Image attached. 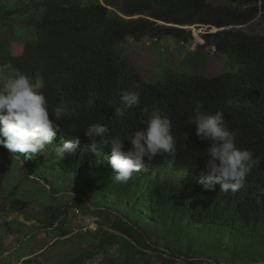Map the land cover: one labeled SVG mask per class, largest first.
Returning a JSON list of instances; mask_svg holds the SVG:
<instances>
[{"label":"trees","instance_id":"trees-1","mask_svg":"<svg viewBox=\"0 0 264 264\" xmlns=\"http://www.w3.org/2000/svg\"><path fill=\"white\" fill-rule=\"evenodd\" d=\"M6 10L0 8V66L11 64L32 80L41 74L50 119H55L56 106L71 100L79 104L78 116L57 121L61 131L44 156L29 158L0 145L1 153L24 164L22 177L38 178L51 198L58 192L70 197L67 204L45 207V228L65 236L64 215L70 206L96 219L95 229L73 235L86 241L85 247L59 264H83L98 254L97 264H264V0H119L118 5L107 0H15ZM255 19L263 31H245ZM195 23L217 28L201 35L204 44L225 58L217 75L187 74L174 67L148 81L122 48L126 39L186 41L185 26ZM2 33L21 41L19 53L11 52ZM125 89L139 93V106L124 108L118 93ZM197 103L202 111H222L229 129L237 132V147L260 159L235 193L220 192L219 185L205 190L196 182L210 146L189 124ZM153 111L172 121L175 164L168 168L165 156L151 161L145 156V171L134 173L127 183L115 182L110 150L98 155L84 130L94 122L105 124L110 136H120L123 149L129 150L127 138L146 125ZM76 135V153L59 159L54 148ZM50 179L57 181V191L50 189ZM14 187L3 205L24 214L29 201L18 198ZM204 235L211 240V255L196 247V237ZM223 256L227 258L221 262ZM19 264L33 260L24 258Z\"/></svg>","mask_w":264,"mask_h":264},{"label":"clouds","instance_id":"clouds-1","mask_svg":"<svg viewBox=\"0 0 264 264\" xmlns=\"http://www.w3.org/2000/svg\"><path fill=\"white\" fill-rule=\"evenodd\" d=\"M5 70L10 74L4 76ZM35 80L13 69L11 64L0 66V145L11 153H22L31 158L43 155L51 145L56 133L61 131L60 121L65 116H78L79 104L75 100L64 102L53 109L50 119L48 103L42 89L45 82L37 73ZM125 109L139 106L140 95L132 89L118 93ZM197 103L189 124L195 126V134L202 141H208L204 151L205 167L196 181L205 190L235 193L244 187L247 177L258 167L260 159L249 149L238 148L237 132L227 126L224 113H209L201 110ZM146 111V109H144ZM172 121L153 111L146 125L135 130L127 139L131 143L129 150L123 149L120 136H110V128L102 123H91L84 135L91 140V146L97 154L103 149L110 150L108 162L113 169L112 179L117 183H127L134 173L146 170L144 157L149 161L157 155L165 156L168 168L176 162V140L172 135ZM184 139L186 136L184 135ZM80 143L76 135L54 148L59 159L76 153Z\"/></svg>","mask_w":264,"mask_h":264},{"label":"rangeland","instance_id":"rangeland-1","mask_svg":"<svg viewBox=\"0 0 264 264\" xmlns=\"http://www.w3.org/2000/svg\"><path fill=\"white\" fill-rule=\"evenodd\" d=\"M1 10L7 11V4L15 0H0ZM30 0H22L27 2ZM32 1V0H31ZM103 3L104 0H97ZM112 5H118L119 0H107ZM212 3L221 4L223 0H210ZM111 8V6H107ZM186 27V26H185ZM187 29V28H186ZM213 28L202 31H213ZM247 32L259 33L263 31L259 19H255L243 27ZM189 38L180 42L171 37L155 39L142 38L140 40L126 39L122 48L128 60L137 69L140 75L148 81H152L161 75L164 69L174 67L187 74H198L204 77H211L221 73L225 66V58L217 54L213 47L204 44L202 34L197 35L195 29L189 30ZM2 38L10 48L11 52H20L22 43L16 39H8L4 33ZM10 71L4 72L7 76ZM54 148V146L52 147ZM8 157L0 152V264H19L24 258H31L33 264H59L66 258L78 253L86 245L84 240H74L73 235L77 231L85 229L93 230L96 227L95 217L82 215L73 206L67 207L64 217L63 228L68 232L65 236H58L57 232L47 229L43 219L47 216L45 207L59 202L68 203L69 196H63L61 192L54 193L55 198L49 197L48 187L36 177L27 179L23 176L24 164L14 158ZM8 158L9 161H8ZM22 171V172H21ZM34 174H40L37 169H32ZM56 179V178H55ZM49 187L57 191L56 182L50 179ZM15 186V187H14ZM15 188V195L20 199H27L28 206L24 214L13 213L7 210L5 195ZM64 190L65 187H59ZM4 221L8 222L6 226ZM196 247H203L204 253L211 255V240L205 235L196 237ZM111 248V252H113ZM222 257V260H224ZM101 255H95L83 264H97ZM227 257H225L226 259ZM150 264H158L151 260ZM175 264H183L176 261ZM201 264H212L203 261Z\"/></svg>","mask_w":264,"mask_h":264},{"label":"water","instance_id":"water-1","mask_svg":"<svg viewBox=\"0 0 264 264\" xmlns=\"http://www.w3.org/2000/svg\"><path fill=\"white\" fill-rule=\"evenodd\" d=\"M203 27L204 28H207V30L210 29V28H213L214 29L213 31L217 30V28L214 27V26H211V25H208V24H198V23H195V24L186 26L185 28H187L189 30L195 29V31H196L195 33L197 35H199V34H205L207 32H213V31H202Z\"/></svg>","mask_w":264,"mask_h":264}]
</instances>
